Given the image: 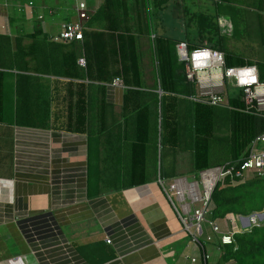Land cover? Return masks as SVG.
<instances>
[{
    "label": "crops",
    "instance_id": "crops-1",
    "mask_svg": "<svg viewBox=\"0 0 264 264\" xmlns=\"http://www.w3.org/2000/svg\"><path fill=\"white\" fill-rule=\"evenodd\" d=\"M83 1L88 12L102 2ZM145 1L143 10L148 12L151 35L187 41L182 23L189 26L185 21L192 18L180 19L177 11H172L171 2L177 6L178 1L168 0L163 7L157 0ZM75 3L76 0H0V264L230 263L231 259L219 262L223 245L217 234L211 240L204 239L207 217L195 229H184L179 217L181 199L168 190L173 175L164 173L169 179L165 184L161 174H147L145 167L143 182L103 184L100 173L107 137L101 134V117L99 130H92L89 106L84 131L64 127L68 114L73 113L68 106L67 82L85 79L61 73V53L55 50L51 35L62 22L77 19ZM234 4V0H226L227 14L232 15ZM249 11L257 26L258 9L251 7ZM83 25L98 27L96 21ZM203 45L208 47L204 42ZM93 83L94 89L87 86L85 92H92L93 97L96 90L104 89L106 123L113 116L111 104L122 106L125 87ZM236 94V89L225 86L223 103L212 106L225 107V101L238 97ZM190 95L191 101L208 104ZM102 100L99 96L98 105L94 102L99 109ZM238 100L243 102L241 97ZM227 107L237 106L228 102ZM219 164L222 163L207 167ZM196 173L180 178L191 180ZM233 215L225 214L219 222L214 219L226 231L233 226ZM246 221L241 217L236 224H252ZM195 231L198 240L192 238Z\"/></svg>",
    "mask_w": 264,
    "mask_h": 264
},
{
    "label": "trees",
    "instance_id": "trees-1",
    "mask_svg": "<svg viewBox=\"0 0 264 264\" xmlns=\"http://www.w3.org/2000/svg\"><path fill=\"white\" fill-rule=\"evenodd\" d=\"M146 2V1H145ZM120 8V14L118 9ZM83 21L85 25L96 21L98 27L83 28L80 39L60 42L52 41L60 48L61 73L70 78L82 76L85 80L96 81L100 86L113 76H121L126 87L122 97V107L127 100L132 103L135 112V127L130 142V169L128 184L143 182L145 174V146L150 134L149 110H145L137 99L140 93V75L138 70V57L136 53L134 36L129 31L127 23L123 20L122 0H102L98 7ZM144 26L146 32H152L148 12L145 13ZM46 35H44L45 37ZM179 39L164 34L152 35L151 53L156 62L155 71L159 88L161 89L160 131L159 142L174 147L177 144L179 133L175 118L177 99L179 95L195 93L194 81L185 78L184 63L177 59L175 46ZM188 50L204 46L186 41ZM54 46V45H53ZM55 48V46H54ZM82 54L85 64L83 67L76 63V58ZM224 64L241 65L250 61L228 51L223 53ZM262 63V64H261ZM256 64L258 76L264 79V61ZM180 65L182 72L180 73ZM180 74H182L180 76ZM0 73V89H1ZM85 80L67 82L69 96L68 106L73 113L68 114L64 127L74 131H84L86 121V92L88 86ZM124 80V81H123ZM72 96L74 97L72 100ZM236 96H239L237 92ZM236 98H229L231 105L237 106L227 110L229 123L228 144L229 161L238 162L247 155L250 140L264 131V116L244 111L239 107L243 102ZM129 104V103H128ZM212 105L192 101L191 141L187 143L191 149V170H198L209 165V138L213 127ZM138 167L140 175L133 176L132 171ZM137 172H135L137 174ZM160 174V172H159ZM209 219L221 218L227 213L247 215L253 211L264 208V174L251 173L244 179L231 183L229 177L217 181L208 199ZM253 214L251 221H256ZM235 247L223 245L219 262L231 259L228 264H264V219L258 224H252L233 233Z\"/></svg>",
    "mask_w": 264,
    "mask_h": 264
},
{
    "label": "rangeland",
    "instance_id": "rangeland-1",
    "mask_svg": "<svg viewBox=\"0 0 264 264\" xmlns=\"http://www.w3.org/2000/svg\"><path fill=\"white\" fill-rule=\"evenodd\" d=\"M142 1L145 3V0H122V11L124 15L121 14V16L127 23L129 31L134 36L138 57V70L140 75L139 86L141 89L140 93L137 95L138 98L136 101H138L141 106L143 105L145 110H149L150 112L148 116L150 136L146 144V163H144V168L146 167L147 174L152 173L153 175H159L160 172L163 180L166 179L163 176L164 173L173 175L171 178V180H173L177 177L184 176V174L193 173L191 170L192 153L190 147L187 145V143L191 141L192 133V101L187 95L182 94L178 96L177 111L175 112V118L179 125V138L177 144L174 147H169L163 142H159L161 91H159L156 79V62L151 53L153 34L151 35L150 32H146ZM157 1V4L162 7L168 2V0ZM175 1H178V4L174 6L173 1L171 2L172 11H177V16H180V19H183V17L192 18L188 21L184 19L185 23L189 26L182 23L185 26L184 30L186 34L184 36L187 41L196 44H203L204 42L208 47L218 49L222 51V53L228 51L232 54L244 57L250 61L248 64H254L255 66L264 61V0H234L235 4L232 15L225 12L224 4L226 0ZM222 1H224V3H222ZM89 6L93 8L91 3H89ZM251 7L258 9L259 18L257 26H255L254 14L253 16L250 15L251 12L249 10ZM93 11L94 9L89 10V14ZM118 13L120 14V8L118 9ZM177 23L178 26L181 25L180 20H178ZM191 23H193V27H190ZM53 45L55 46V50L61 51L59 45ZM181 72L182 65H180V73ZM181 75L182 74H180V76ZM110 80L103 83H109ZM85 81L88 86H90V89L93 90L95 86L93 85V81ZM123 85L126 87V84ZM103 92L104 89L100 92L96 90L93 97H91V95H93L92 92L86 93V108L88 109V106L90 108L88 116L92 123V130H99L97 124L101 117L102 124H99L100 130H102L101 134L107 137L104 143V150L102 151V153L105 154H102V173L100 174L103 184L111 183V181H115L117 183L116 185L120 183L126 184L129 180L128 173L131 171L129 165L131 159L129 154L130 147L127 148V145L135 127V112L130 100H127V104L123 107L118 104H111L112 107L109 111L113 113V116L105 123L104 113L106 107L104 105ZM99 96L103 99L100 109L96 106L98 105ZM88 99L90 101L89 103L87 102ZM94 102H96V105H94ZM224 104L225 107H211L213 112V127L211 129V137L209 138L210 165L223 163L229 159L228 101L226 100ZM138 170L139 168L136 167L132 171V174L134 173L133 176H137L135 179H138L140 176L137 172ZM135 172H137V174ZM93 174H95V167ZM168 182L169 179L164 180L165 184H168ZM168 190L171 189L169 188ZM175 204L178 206V202H175ZM259 212L261 214L254 213L257 215L256 223L264 219V208L259 210ZM208 214L209 212L206 216L210 218ZM229 214L230 213H227V215ZM219 220L220 218L217 217L216 221L219 222ZM238 227H240V224H238ZM210 262L211 261H209V264Z\"/></svg>",
    "mask_w": 264,
    "mask_h": 264
},
{
    "label": "built area",
    "instance_id": "built-area-1",
    "mask_svg": "<svg viewBox=\"0 0 264 264\" xmlns=\"http://www.w3.org/2000/svg\"><path fill=\"white\" fill-rule=\"evenodd\" d=\"M30 4V1H28ZM75 10L77 19L65 21L60 24L59 30L51 35L53 41L66 42L72 39H80L82 37V29L84 27L82 20L88 17L87 7L83 0H76ZM177 59L184 63L185 78L194 81L195 93L190 98L206 102L210 105H219L223 103V88L236 89L243 100L244 111L252 112L257 115L264 116V79H260L254 64L229 65L224 64V55L222 51L210 48L199 47L188 50L186 43L182 40L178 41L175 46ZM77 63L84 66L83 56L77 58ZM249 71L252 77L246 75ZM112 85H121L119 76H113L110 80ZM251 173L264 174V131L257 133L249 144L247 155L238 162H226L219 165L205 167L196 173L191 180L177 177L173 179L168 186L175 196L181 199L179 204L182 214H179L184 229L190 231L195 229L201 222L206 221V215L209 212L208 199L209 193L213 185L217 181H222L225 177H229L231 183L235 181V177L239 180L244 179ZM182 180V187L177 188L175 182ZM196 203V206L191 203ZM177 207V209H179ZM234 213H231V216ZM239 214L233 215L232 228L224 231L221 230L215 219L207 218L208 233L205 234L206 241L211 240L213 234L218 235L221 245H230L235 247L233 233L247 228L240 224L236 226L235 222L240 221ZM248 221L252 224H258L255 221ZM194 240L197 239V233L191 234ZM106 241L109 239L106 238Z\"/></svg>",
    "mask_w": 264,
    "mask_h": 264
},
{
    "label": "water",
    "instance_id": "water-1",
    "mask_svg": "<svg viewBox=\"0 0 264 264\" xmlns=\"http://www.w3.org/2000/svg\"><path fill=\"white\" fill-rule=\"evenodd\" d=\"M254 213H260V212L259 211H253V212H251L250 214H247V215H242V214H239V215H240V217L245 218L247 220L246 223H248V216L252 215Z\"/></svg>",
    "mask_w": 264,
    "mask_h": 264
},
{
    "label": "bare ground",
    "instance_id": "bare-ground-1",
    "mask_svg": "<svg viewBox=\"0 0 264 264\" xmlns=\"http://www.w3.org/2000/svg\"><path fill=\"white\" fill-rule=\"evenodd\" d=\"M181 183H182V180H177V181L175 182V184H176L177 188H179V190H180V188H181V186H180ZM252 215H253V214H252ZM252 215H250V218H251ZM236 223H238V221H236L235 224H236ZM236 226H237V224H236Z\"/></svg>",
    "mask_w": 264,
    "mask_h": 264
},
{
    "label": "snow or ice",
    "instance_id": "snow-or-ice-1",
    "mask_svg": "<svg viewBox=\"0 0 264 264\" xmlns=\"http://www.w3.org/2000/svg\"><path fill=\"white\" fill-rule=\"evenodd\" d=\"M246 75L252 77V73H251V71H249ZM252 79H254V77H252Z\"/></svg>",
    "mask_w": 264,
    "mask_h": 264
}]
</instances>
